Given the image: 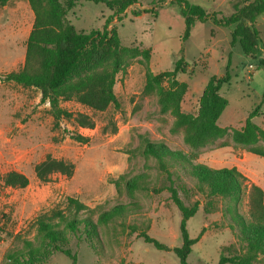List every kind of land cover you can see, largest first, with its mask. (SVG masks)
<instances>
[{
    "label": "rangeland",
    "instance_id": "1",
    "mask_svg": "<svg viewBox=\"0 0 264 264\" xmlns=\"http://www.w3.org/2000/svg\"><path fill=\"white\" fill-rule=\"evenodd\" d=\"M187 1L209 12L230 15L236 0ZM146 9L149 12L134 14ZM112 14L102 3L82 0L66 18L77 31L86 33L102 30ZM33 22L27 0H11L0 6V176L15 170L29 178L26 188L6 187L0 182V264H8V251L22 249L23 239L37 244L38 215L65 209L68 198L78 199L94 210L98 228L97 235L86 236L84 230L80 238L69 234V248L77 255L78 264H180L173 251L160 250L140 236L147 233L171 248L182 246V214L171 198V186L186 205L199 203L197 213L187 221V229L191 238L199 237L202 231L203 235L192 246L189 264H215L222 254L250 253L251 245L227 211L228 199L209 196L187 169L167 160L170 179L158 159L143 154V138L162 142L194 163L214 168L243 165L245 172L240 171L245 176L250 170L264 176V158L234 145L231 139L232 130L243 127L249 113L261 102V111L253 120L264 128V13L258 16L256 25L259 51L251 59L239 44L231 45V28L217 27L210 20L196 23L190 37L183 41L185 20L177 5L139 0L122 20L114 19L110 26L118 31L123 46L150 51L148 57H129L126 72L117 76L114 89L119 107L97 112L76 100L61 102V107L70 113L90 116L94 128H80L69 118L56 121L49 104L41 101L39 90L3 80L4 74L23 67ZM180 57L193 69L177 75L178 80L188 84L181 103L185 113H197L199 98L211 78L227 72L231 76L230 84L221 91L228 106L218 121L229 129L228 134L197 150L184 142L182 131L172 129L174 117L161 111L158 96L143 94L145 64L159 73L173 70ZM77 135L89 141L80 142ZM221 141L227 146L219 148ZM48 155L71 161L74 174L57 173L48 181L39 180L35 166ZM131 179L139 182L140 189L129 190L126 183ZM248 201L245 196L240 211L249 221ZM119 208L123 212L112 220L99 221L102 211ZM47 258L44 264H73L60 252ZM253 264H264V252L257 254Z\"/></svg>",
    "mask_w": 264,
    "mask_h": 264
},
{
    "label": "trees",
    "instance_id": "2",
    "mask_svg": "<svg viewBox=\"0 0 264 264\" xmlns=\"http://www.w3.org/2000/svg\"><path fill=\"white\" fill-rule=\"evenodd\" d=\"M11 0H0L5 6ZM82 0H27L34 14L32 29L27 38L25 62L21 69L10 71L2 76L6 82H13L23 87L39 90L41 101L48 103L50 112L56 121L62 118L73 119L80 128H94V120L84 113H70L61 107V102L76 100L78 103L97 112H104L109 107H119L115 92L117 76L127 70L129 57L140 54L149 56L150 51L130 48L122 45L118 31L110 27L114 19L122 20L126 11L139 3V0H83L106 5L112 12L102 30L79 32L66 16L69 10ZM159 3L169 1L177 5L185 20V31L182 37L186 41L196 23L212 21L217 27L231 28V45L239 44L246 57L254 59L258 54L260 35L256 27L257 18L264 13V0H236L232 3V13L223 15L220 12H209L204 7L187 0H157ZM144 11H135L137 16ZM184 52V47H182ZM230 64V59H229ZM264 65V60L261 61ZM145 84L143 94L158 96L163 113L170 112L174 117V131H182L184 142L194 150L205 148L225 138L228 128L219 125L218 121L228 106V100L221 94L225 85L230 84L231 76L227 72L221 77L211 78L201 93L196 114L185 113L181 109L182 100L188 90V84L177 78L178 74L188 73L190 63L180 57L173 70L159 73L151 71L145 64ZM191 72L193 69L191 68ZM264 101V96H263ZM262 102L246 118L243 127L233 129L231 139L234 145L244 147L248 152L264 158V128L254 122L259 115ZM80 142H88V137L77 135ZM143 154L158 159L161 169L171 179L167 160L187 169L198 184L207 189L209 196L227 198L230 205L227 211L232 220L240 227L242 235L251 245L250 253L242 255L222 254L215 264H253L257 254L264 252V190L251 184L248 178L237 168H213L205 164L194 163L180 151H173L164 143H155L143 138ZM219 148L227 146L221 141ZM36 177L48 181L54 174L72 176L75 166L71 161L54 158L48 155L35 166ZM0 182L6 187L26 188L29 178L18 171L11 170L0 176ZM129 190L140 189L135 179L127 181ZM171 198L182 214L181 247H169L157 239L142 233L145 240L160 250L173 251L180 264H189L188 257L192 246L201 236L191 238L187 221L199 208L195 202L189 206L179 197L175 187H169ZM248 197V221L241 213L240 207L244 197ZM94 210L75 198H68L67 207L43 212L35 221L36 243L23 239V247L8 251L5 261L8 264H44L47 257L60 252L78 264L77 255L69 248V234L81 237L83 230L88 235H97V222L93 220ZM118 211H102L99 221L108 222ZM81 214H85L82 218ZM0 231L2 229L0 228Z\"/></svg>",
    "mask_w": 264,
    "mask_h": 264
},
{
    "label": "crops",
    "instance_id": "3",
    "mask_svg": "<svg viewBox=\"0 0 264 264\" xmlns=\"http://www.w3.org/2000/svg\"><path fill=\"white\" fill-rule=\"evenodd\" d=\"M237 168L239 170H242L243 165H238ZM243 172H245V171H243ZM246 176H247V178H249V181H250L251 184H255V185L261 187L264 190V176H262L261 173H259L257 171L250 170L249 174L247 173Z\"/></svg>",
    "mask_w": 264,
    "mask_h": 264
},
{
    "label": "built area",
    "instance_id": "4",
    "mask_svg": "<svg viewBox=\"0 0 264 264\" xmlns=\"http://www.w3.org/2000/svg\"><path fill=\"white\" fill-rule=\"evenodd\" d=\"M252 67V66H251Z\"/></svg>",
    "mask_w": 264,
    "mask_h": 264
}]
</instances>
